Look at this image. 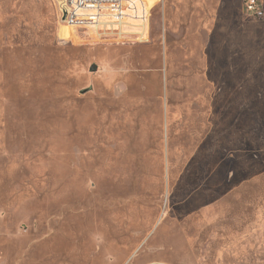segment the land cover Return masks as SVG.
I'll list each match as a JSON object with an SVG mask.
<instances>
[{"label": "rangeland", "instance_id": "rangeland-1", "mask_svg": "<svg viewBox=\"0 0 264 264\" xmlns=\"http://www.w3.org/2000/svg\"><path fill=\"white\" fill-rule=\"evenodd\" d=\"M144 1L0 0V264H264V15Z\"/></svg>", "mask_w": 264, "mask_h": 264}, {"label": "built area", "instance_id": "built-area-1", "mask_svg": "<svg viewBox=\"0 0 264 264\" xmlns=\"http://www.w3.org/2000/svg\"><path fill=\"white\" fill-rule=\"evenodd\" d=\"M55 2L63 24L74 28H92L102 34L113 33L124 37L127 33L126 27L130 25L128 20L136 16L141 21L137 34L141 40H145L150 8L144 0H55ZM244 8L248 14L257 17L264 15L258 0H245ZM116 23L121 24L119 28Z\"/></svg>", "mask_w": 264, "mask_h": 264}]
</instances>
